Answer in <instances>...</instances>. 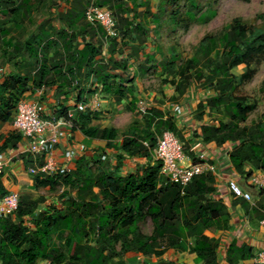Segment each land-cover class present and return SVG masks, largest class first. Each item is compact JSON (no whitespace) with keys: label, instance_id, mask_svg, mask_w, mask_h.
<instances>
[{"label":"trees","instance_id":"1","mask_svg":"<svg viewBox=\"0 0 264 264\" xmlns=\"http://www.w3.org/2000/svg\"><path fill=\"white\" fill-rule=\"evenodd\" d=\"M126 1L129 0L97 1V5L111 9L117 21L119 36L107 38L102 27L86 19L90 0H69L70 7L65 10L61 9L58 0L49 6L45 0H0V77L3 79H0V121L12 123L11 112L25 95L43 88L56 89L62 107L55 112V118L67 114L68 108L62 103L74 93L80 103L87 100L81 97L83 92L90 97L99 88L112 95L116 104L127 100L126 108L133 111L139 98L135 76L129 77V59H136L141 60L136 72L138 76H145L153 65L174 76L173 102L183 98L195 81L210 82L215 94L206 105L198 104L196 119L202 122L214 113L222 115L226 121L202 124L200 138L205 144H216L217 147L233 144L230 162L241 177L251 176L254 169H264V122L250 128L241 126L249 119L252 107L245 97L235 94L239 79L232 73L234 68L246 65L248 69L240 83L245 85L253 78L254 70L250 67L264 56V13L259 16L263 21L261 31L236 20L226 30L206 36L194 56L177 69L181 55L176 47L172 46L168 53L158 46L154 52L145 51L149 37L159 35L145 24L138 12L146 1L134 0L131 6H126ZM174 1L161 0L160 6ZM238 1L250 3L252 0ZM186 2L191 14L199 9L197 0ZM44 8L51 16L57 14L60 26L53 28L51 20L44 21L38 32L25 38L28 27L23 25L33 24L35 12ZM203 11L197 13L198 18L205 16ZM214 14L204 20L209 22ZM159 18L158 14L152 17L154 22ZM176 18L173 13L171 24L179 23ZM13 20H16L14 24L7 26ZM106 42L107 57L103 54ZM128 46L127 58L119 59V54H123ZM14 61L18 72L2 75L3 67ZM85 81L92 87L82 86ZM164 117L161 107L151 109L140 124L128 128L116 147L117 129L92 125L100 118L98 111H77L74 131L107 142L109 149L117 148L122 153L120 159L113 169L110 160L89 161L82 156L70 164L68 172L33 176L36 189L63 187L58 198L61 204L53 203L45 208L43 198L21 195L18 211L0 218L1 264H37L39 261L49 264H128L127 254L159 258L170 251H188L195 256V264H241L252 259L254 249L241 237L229 243L224 259L219 258L221 240L205 233L213 227L218 233L225 231L232 219L228 204L223 199L212 198L213 173L196 176L185 187L170 183L159 175L161 163L153 160L144 142L153 149L159 136L164 131H171L183 143L185 154L190 156L186 151L192 141L178 127L175 115L169 113L166 119ZM21 139L20 134H12L5 147L13 142V147L17 148ZM128 158L144 159L146 165L123 175L121 169ZM33 164V156H26V167ZM247 164L252 168L246 170ZM263 193L255 206L245 200L237 201L246 214L251 210L259 213L264 210ZM5 195L6 189L0 186V199ZM148 217L154 225L151 235L140 232L141 224ZM65 232L69 236L61 251L57 245Z\"/></svg>","mask_w":264,"mask_h":264},{"label":"rangeland","instance_id":"2","mask_svg":"<svg viewBox=\"0 0 264 264\" xmlns=\"http://www.w3.org/2000/svg\"><path fill=\"white\" fill-rule=\"evenodd\" d=\"M52 1L54 0H45L46 6H49ZM143 1H146V3L144 6L139 8L138 12L140 15H142L141 18L145 21V24L151 28V30L158 31L159 34L157 38L155 37V34L154 37H149V41L146 43L145 47L146 52H154L157 50L156 48L158 46V48L162 49V51L168 53L172 46L176 47L181 55V59L176 64L177 69H179L194 56L196 48L201 44L202 40L206 36L215 35L226 30L227 27L233 24L236 20L240 21L246 27L250 29L253 28L256 31H261L263 28V21L259 18V16L264 13V0H252L250 3H244L238 0H197L199 9L192 11V14L188 12L186 0L168 2L163 7L160 6L161 0H141V2ZM133 2L134 0L126 1V6H131ZM57 3L61 5L62 10L70 7L69 0H58ZM203 9L205 16L200 19L197 17V13ZM213 12L215 13L214 17L209 22H206L204 18L211 16ZM173 13H175L177 16L176 19L179 22L177 25L176 23L174 25L171 24L170 18L172 17ZM154 14H158L160 16V18L155 22L152 19ZM33 16V24L23 25L28 27V34L25 36V38H28L33 33L38 32L40 24H42L44 21L51 20L53 28H58L60 26L57 19V14L51 16L47 8L36 11ZM18 20L19 19H17V21ZM15 21L16 20L11 21V23L7 26H12ZM107 48L108 42H106L103 46V54L105 57L108 55ZM129 49L130 46L126 47L123 51V54H119L118 58L126 59L127 54L130 52ZM140 62L141 60L129 59V64L131 67L129 77L132 78L135 76L134 85L137 88V96L139 98L135 109H133V111H129L126 108L127 102L121 105L115 104L114 102H111L110 98H105L104 95V97L101 98V102L100 100L98 101L100 105L102 104V106H100V111L98 112V114L101 116V124L103 126L107 125L117 127L120 131L118 139H122L124 138L125 132L128 131V128L131 124L137 120H140L141 122V112L139 111L141 106L147 107L148 111H150L152 108H154L153 106H160L163 109H168L171 105H180L183 110L182 114L186 112V108L193 106L194 110L188 119L197 121L196 116L199 114V110L196 109L199 106L197 102H202L205 105L207 104L208 99L215 94L213 85L210 82H204V79L195 81L191 87L187 88L185 99L180 98L178 102H173V99L171 98L174 95L175 89L173 85L174 76L169 71H166L160 66L155 65L151 67V70L145 76H138L136 75V68L139 66ZM15 63L16 61L4 66V74L18 72L14 67ZM250 68L254 70V75L253 78L245 85L241 84L239 80L247 71L248 67L246 65H242L232 70V73L235 74L239 79L237 81L239 85L238 90L235 94L245 97L247 99L248 105H251L252 107V112L249 115V119L246 123L241 125L242 127L248 128L264 122V56L258 58ZM207 75L208 73L205 72V76ZM44 91L46 93L41 96L40 101L41 103L46 104L48 90ZM98 92L101 94L102 91L98 90ZM95 93H97V90ZM184 106L186 108H184ZM51 111L53 112V108H51ZM47 114H49V112ZM47 114L43 110V115ZM214 120L226 121V118L220 114L214 113H210L206 118V122L208 123H214ZM187 147L188 148L186 152L187 154L191 155L190 146ZM225 148L223 147L221 150L213 152L214 156H216L213 158H218V161H220L221 164H224L227 156H229L230 159L229 153L234 147L233 144H228V146ZM93 151L95 154V159L93 158V160H99L103 155L106 154L107 160L111 161V166H113V160L118 163V160L122 154L118 150L109 149L108 147L104 149L97 148ZM143 163L144 162L141 160L128 158V161L126 163L124 162V166L121 169L122 174L125 175L136 172L139 168H141V166L146 165ZM248 168L250 169L252 166L247 164L246 170H248ZM256 175L259 178V182L253 183L251 178L255 177ZM242 177L243 179L240 177L241 180L239 183L246 191L251 194V203L249 204L251 206H255V204L260 200V193L264 191V169H254V172L251 176L248 177V175H242ZM62 191L63 187L60 186H57L56 189L53 190H51L49 187L39 189L35 188V191L32 195L35 198H43L45 200L44 207L46 208V206L49 204H61L58 202V198ZM262 195V197H264V193ZM233 203L241 204L240 201H234ZM242 210L243 212L241 217L237 216L236 214H231L232 219L230 221V227L225 231L218 233L215 227L205 230L207 235H216L221 240V245L218 250V256L221 259L225 258L224 255L226 247L228 246L227 244L230 243L234 238L238 237L241 232H243L247 238L256 240L254 234L258 233L261 227L260 222L264 219V210H261L259 213L251 210L250 213L247 214L243 208ZM153 229L154 225L151 219L148 217L141 224L140 232L145 235H151ZM68 236V232H65L61 236L62 240H60L57 245L61 251L64 250L63 243ZM178 255H180L181 258H176ZM190 255L191 254L188 251L179 253L171 251L169 254L159 258L143 257L140 254H127L126 259L128 256V258L132 259L131 262L134 264H177V261L179 264H195L194 258H191ZM140 258H143L142 260L145 258V261L140 260L139 262ZM37 264H49V262L39 261Z\"/></svg>","mask_w":264,"mask_h":264},{"label":"built area","instance_id":"3","mask_svg":"<svg viewBox=\"0 0 264 264\" xmlns=\"http://www.w3.org/2000/svg\"><path fill=\"white\" fill-rule=\"evenodd\" d=\"M97 1L90 0L86 9V19L88 22L102 27L107 38H117L119 31L114 12L108 7L97 5ZM100 106L98 98H92L89 103L80 102L77 108L81 111L90 108L97 112L96 110H99ZM168 110L164 111V119L169 116V113L175 116L183 113L180 105H171ZM139 111L142 118L149 113L145 106H141ZM13 124L24 140L19 154L33 156L34 164L28 168V173L31 176L47 177L54 176L59 171L61 173L68 172L70 164L84 156L86 152L84 145L67 146L60 157L56 156L55 152L57 147L59 148L62 144L63 138H66L76 128L72 111H68L66 115L58 118L46 117L43 115L39 100L23 99L16 107ZM144 145L151 151L153 160L161 163L159 175L169 180L170 183L185 187L194 177L214 172V165L210 164L208 159L211 157V153L203 152L198 156V160H193L185 154L183 143L171 131H164L159 136L155 148L150 149L148 142H144ZM100 159L106 160L107 155H103ZM202 159L204 161H200ZM11 160L12 158H6L4 154H0V176L3 175L4 166ZM230 168L233 170L232 175L226 181L228 191L234 198L251 203V194L239 183L242 179L241 175L233 167ZM251 179L253 183L259 182L257 175ZM19 204L20 194L12 192L3 196L0 199V218L14 215L19 209ZM261 224L264 226V219ZM252 260L253 264H264V251L256 254Z\"/></svg>","mask_w":264,"mask_h":264},{"label":"crops","instance_id":"4","mask_svg":"<svg viewBox=\"0 0 264 264\" xmlns=\"http://www.w3.org/2000/svg\"><path fill=\"white\" fill-rule=\"evenodd\" d=\"M154 27H155V25H154ZM86 38H87V40H89L88 36ZM81 40L82 39H80V42H81ZM82 47H83V43L81 45V48ZM145 51H146V48H145ZM149 52H153V51H149ZM136 72H137V68H136ZM2 75L8 76V75H13V74H12V72L9 74H4V72H3ZM0 79H1V81L3 80L1 77H0ZM82 86L87 87V88L92 87L90 85V83L88 84L86 81L82 82ZM44 90H46V89L43 88V89L38 90L32 94L30 92H28L25 95L24 99H36V100L40 101L41 96L44 95V93H46ZM99 90H101V88H99ZM97 93H98V95H97ZM97 93L91 95L90 97H87V95H86L87 93L83 92V95H81V97L87 98V100H85L84 103H89V101L92 98H94V99L98 98V101L100 100V102H101V98H103L105 95V98H110L111 102L115 103L114 97L112 95H108V94L104 93L103 91L101 92V94L98 91H97ZM174 93H175V91H174ZM77 98H78V96L76 95V93H74L73 96H71L68 101H65L62 103V105L64 107L68 108V111L73 112L74 116L77 113V111H79V109L77 108L78 104H79V102L77 101ZM185 98H186V96L183 97V99H185ZM43 100H44V98H43ZM125 102H127V100L123 101V103H125ZM197 103L199 104L200 102H197ZM42 104L43 103H41V106H42ZM127 104H128V102H127ZM101 106H102V104H101ZM61 107L62 106L59 105V102L57 100L56 89L48 90L47 101H46V104H43V110L45 111L46 114L48 112H49V114H47L45 116L46 117L54 116L55 112L57 110L61 109ZM153 107L155 108L158 106H153ZM51 108H53V112L51 111ZM184 108H186V107L184 106ZM162 110L165 111L168 109L162 108ZM193 110H194V108H193V106H191V107L185 109L186 112L184 111L185 112L184 114L176 116L178 127L186 134L187 139L192 140L190 143V146H191L190 152H192L193 155H190L189 157L192 158L193 160H198L199 159L198 156L201 155V153H203V152L211 153V157H209L208 159H209V163L214 165L213 174L215 177V183L213 185L214 186V192L211 194L212 198L223 199L228 204L230 213L236 214L237 216L241 217V214L243 212V210H242L243 207L241 206V204H234L233 202L237 201V200H243V199L234 198L233 195L228 191V189L226 187V181L232 175V170H233L232 168H230L233 166H231V162L229 161V157L227 156V159L225 160L224 164H221V162L218 161V158H213V157H216L213 154L214 150L215 149L221 150L223 147L224 148L227 147L228 143L221 146V147H219V146L217 147L216 144H209V145L205 144L203 142V140L200 138V136H201L200 127L202 124L206 123V118L202 122H199L198 120L193 121V120L188 119V117L190 116V114L192 113ZM96 111L99 112L100 109L96 110ZM15 112H16V108H15V110H13L11 112V119L13 122H14ZM92 112H94V111H92ZM169 112H171V111H169ZM141 119H142L141 120V122H142L143 121L142 116H141ZM13 122L10 123V122L0 121V154H4L6 156V158H9V157L12 158V160L4 166L3 175L0 176V186H2L3 188L6 189L7 194L12 193V192L18 193V194H20V196L24 195V194H33V192L35 191L34 177L28 173V168L25 165L26 155H20L19 154V150L21 149V147L24 143L23 138L18 142L17 148L13 147V145H12L13 142L8 143V145L5 147V145L7 144V139L12 134H20L16 130ZM141 122H140V120H137L133 124H131L130 126H137V123L140 124ZM92 125L93 126H99L101 128H115L119 131V129L115 126H107V125L103 126L101 124V116H100L99 120H95ZM138 128H139V126H138ZM119 133H120V131H119ZM125 134H126V132H125ZM122 140H123V138L122 139L117 138L115 140V146L116 147L119 146L121 144ZM106 144H107V142H105V141L93 140V139L86 137L85 135H83V133H81V131H73L66 138H63L62 144L59 146V148L57 147V150L55 153H56L57 157H60L62 155L63 150L67 146L76 147L78 145H84L86 147V152H85L83 157H85L87 160L91 161V160H93V158L95 159V154H94L93 150L97 149V148L104 149L107 147ZM113 150H118V149L116 148ZM134 159L141 160L142 162H144L143 164L146 163V160H144V159H140V158H134ZM127 161H128V159H127ZM127 161H125V163ZM200 161H204V160L202 159ZM75 162H76V160L73 162V164ZM115 166H116V162H115V160H113V169L115 168ZM244 180H246V179H244ZM96 192H98V189H96ZM254 236L256 237V240L247 238L246 235L243 232H241V234L236 238L241 237L242 239L247 241L248 244L253 247L254 254L256 255L259 252L264 251V226L262 224H261V227H260L258 233H255ZM227 245H229V243ZM227 247H226V250H227ZM226 250H225L224 256H226ZM169 253H167V254H169ZM190 256H191V258L195 259L194 255L191 254ZM176 258H181V257H180V255H178V257H176ZM142 259L143 258H140L139 262H140V260L145 261V258H144V260H142ZM252 259H250L248 261H244L241 264H253ZM126 260H127L128 264H134L131 262L132 259L128 258V256H127ZM175 261H177V260H175ZM176 263L179 264L178 261ZM0 264H1V262H0Z\"/></svg>","mask_w":264,"mask_h":264}]
</instances>
